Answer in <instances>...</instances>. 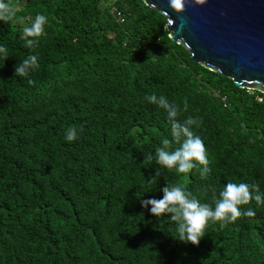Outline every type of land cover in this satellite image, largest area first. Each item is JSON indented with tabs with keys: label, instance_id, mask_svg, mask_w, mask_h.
Listing matches in <instances>:
<instances>
[{
	"label": "trees",
	"instance_id": "1",
	"mask_svg": "<svg viewBox=\"0 0 264 264\" xmlns=\"http://www.w3.org/2000/svg\"><path fill=\"white\" fill-rule=\"evenodd\" d=\"M5 2L15 17L0 22V264H264V205L240 206L254 217L209 222L195 246L177 239L170 213L141 206L168 184L213 208L227 182L264 193V93L192 61L142 0ZM37 14L47 23L29 49L23 29ZM29 55L39 68L15 76ZM152 94L177 104L180 122L202 121L193 131L207 149V179L199 167L156 163L171 125L145 99Z\"/></svg>",
	"mask_w": 264,
	"mask_h": 264
},
{
	"label": "clouds",
	"instance_id": "2",
	"mask_svg": "<svg viewBox=\"0 0 264 264\" xmlns=\"http://www.w3.org/2000/svg\"><path fill=\"white\" fill-rule=\"evenodd\" d=\"M206 0H192L195 5H203ZM169 7L180 13L185 10V0H169ZM15 17V12L9 3L0 0V22H9ZM47 18L43 14H37L31 25L23 29L22 39L25 47L34 49L38 46V38L44 33V25ZM0 54L4 59L8 58L7 49L0 46ZM39 68L38 57L29 55L14 66V75L18 77H28L30 72ZM29 84L34 81L28 80ZM145 99L148 103L158 106L167 113L168 121L171 125V140L162 139V144L155 150L156 163L167 169L175 168L179 173H189L192 169L199 167L201 179H207L211 172L209 167L207 149L202 138L193 131V126L199 127L202 123L199 117H187L180 122L177 117L181 113L180 107L163 96L156 94L147 95ZM188 104L184 101L183 111H187ZM71 142L78 138L75 126L65 130V137ZM175 142L179 147L171 149ZM151 154H147L145 159L151 160ZM157 170V175H159ZM163 197L161 199L141 200V206L150 207V213L159 218L163 214H171L170 220L177 225V239L184 243L198 245L205 236V229L209 222H220L223 226L233 223L240 217H254L256 212L252 208L242 211L241 205H248L255 201L257 206L264 205V193L260 191L257 183H234L227 182L219 192V198L215 201L214 208L207 203H201L195 196L187 192L182 186L167 185L161 189Z\"/></svg>",
	"mask_w": 264,
	"mask_h": 264
},
{
	"label": "water",
	"instance_id": "3",
	"mask_svg": "<svg viewBox=\"0 0 264 264\" xmlns=\"http://www.w3.org/2000/svg\"><path fill=\"white\" fill-rule=\"evenodd\" d=\"M166 17L168 37L192 61L264 93V0H185L177 13L169 0H142Z\"/></svg>",
	"mask_w": 264,
	"mask_h": 264
},
{
	"label": "built area",
	"instance_id": "4",
	"mask_svg": "<svg viewBox=\"0 0 264 264\" xmlns=\"http://www.w3.org/2000/svg\"><path fill=\"white\" fill-rule=\"evenodd\" d=\"M116 17L118 18V20H121V15H120V13H117Z\"/></svg>",
	"mask_w": 264,
	"mask_h": 264
}]
</instances>
